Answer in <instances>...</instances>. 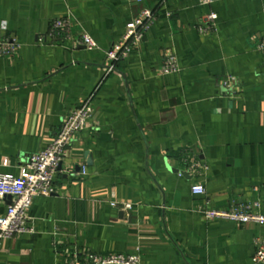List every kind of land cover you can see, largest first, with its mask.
Masks as SVG:
<instances>
[{
	"label": "crops",
	"instance_id": "crops-1",
	"mask_svg": "<svg viewBox=\"0 0 264 264\" xmlns=\"http://www.w3.org/2000/svg\"><path fill=\"white\" fill-rule=\"evenodd\" d=\"M144 8L153 18L141 42L106 74L105 52ZM58 18L69 31L51 36ZM1 24L16 45L0 53L1 173L19 175L91 94L92 114L55 193L33 198V231L3 239L0 264H87L76 249L139 264H258L264 223L203 212L259 201L264 215V0H0ZM169 55L179 70L163 73ZM189 153L206 168L192 173ZM197 182L205 195L191 192ZM10 200L0 197V215Z\"/></svg>",
	"mask_w": 264,
	"mask_h": 264
},
{
	"label": "built area",
	"instance_id": "built-area-1",
	"mask_svg": "<svg viewBox=\"0 0 264 264\" xmlns=\"http://www.w3.org/2000/svg\"><path fill=\"white\" fill-rule=\"evenodd\" d=\"M201 5H210L213 0H198ZM153 18V12L144 8L136 16L131 17L125 24L122 37L113 43L105 52L106 74L115 69L116 63L127 57L130 52L141 42L144 32ZM217 15L210 12L205 17V24L201 30L213 28ZM5 25H0V53L9 54L16 46L6 35ZM69 22L65 18L54 19L51 22L49 35H61L68 33ZM80 43L87 49L97 47L96 42L88 33H82ZM259 50L264 51V41L259 45ZM161 70L163 73H174L179 70L176 57H165ZM92 94L72 112L66 115L55 132L51 142L40 149L22 166L19 175L0 172V197L11 196L6 210L0 215V245L3 239L16 233H31L29 225V209L34 197L39 195H52L55 193L56 178L60 164L64 158V151L73 138L78 135L89 121L92 114ZM192 173H197L206 166L196 159L193 153H189L183 159ZM86 171L82 172L85 175ZM191 192L197 195H205L206 189L202 182L191 186ZM116 206L115 202L110 203ZM131 205L123 204L121 209L128 210ZM259 201L250 203L232 204L227 208H208L204 210L206 219H225L232 221H253L264 223V215L259 213ZM75 257H82L87 264H139L140 257L136 254L109 253L105 255L76 249ZM253 263L264 264V238L255 239V249L251 257ZM78 263V262H76Z\"/></svg>",
	"mask_w": 264,
	"mask_h": 264
},
{
	"label": "water",
	"instance_id": "water-1",
	"mask_svg": "<svg viewBox=\"0 0 264 264\" xmlns=\"http://www.w3.org/2000/svg\"><path fill=\"white\" fill-rule=\"evenodd\" d=\"M6 198H8V199H11V196H9V195H7V196H5Z\"/></svg>",
	"mask_w": 264,
	"mask_h": 264
}]
</instances>
